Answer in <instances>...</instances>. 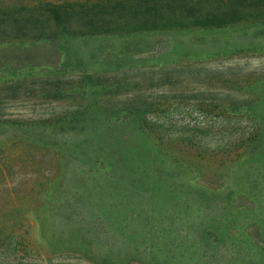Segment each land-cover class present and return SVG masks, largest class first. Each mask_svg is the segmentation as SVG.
Listing matches in <instances>:
<instances>
[{
    "label": "rangeland",
    "instance_id": "1",
    "mask_svg": "<svg viewBox=\"0 0 264 264\" xmlns=\"http://www.w3.org/2000/svg\"><path fill=\"white\" fill-rule=\"evenodd\" d=\"M138 1L0 0V14L49 2L102 22L85 39L0 37V120L68 116L85 104L82 75L111 114L56 149L0 131V264H264V159L246 163L264 111V0H199L240 20L138 18L125 35L118 18Z\"/></svg>",
    "mask_w": 264,
    "mask_h": 264
},
{
    "label": "trees",
    "instance_id": "2",
    "mask_svg": "<svg viewBox=\"0 0 264 264\" xmlns=\"http://www.w3.org/2000/svg\"><path fill=\"white\" fill-rule=\"evenodd\" d=\"M140 2H142L141 6H134L133 16L126 17L123 15L118 18V23L130 22V24L125 25L129 28L125 35H129L135 29L143 30L135 28L138 24V18L142 21L141 23L146 26L150 25L149 28L152 29L174 27L182 23H186L188 26H218L224 25L227 21L240 20V18L235 19L236 12L230 11L227 7L216 13L207 11L205 7L207 2L199 0H139L138 3ZM234 2L238 4L241 1L234 0ZM39 5L40 11L29 9L28 11L11 13V15H8V13L0 14V37L15 39L24 36L30 37L34 41H49L55 38L57 40L85 39L95 35L101 27L99 23L102 22L99 20H96L95 25H86L89 14L85 11L77 12L71 8L72 6L49 2L40 3ZM259 11L261 13L262 9H259ZM247 16L250 17V14ZM75 22L77 26L74 27L72 23ZM15 34L17 36H14ZM80 83L81 85L75 87L74 93L84 100L83 107H77L73 113L56 121L42 120L12 123L0 120V131L20 132L19 141L23 144H37L40 147L56 149L59 145L57 141H62L64 138L99 132L103 127L107 129L109 125L107 124L109 123L108 117L111 114L100 106V98L104 90H96L93 79L88 75H82ZM124 113L133 116L143 114L140 107L136 108L132 105L125 107ZM99 118H102L101 121H99ZM258 120L261 128L255 146L257 156L256 153L250 154L246 163L249 161L256 162L257 158L264 159V111L259 115ZM139 127L150 136L149 127L144 121L139 123ZM153 138L152 140H154ZM260 207L263 210L264 203H260Z\"/></svg>",
    "mask_w": 264,
    "mask_h": 264
}]
</instances>
